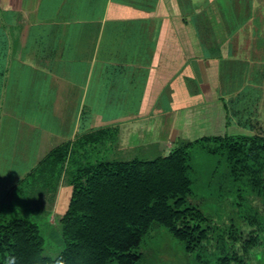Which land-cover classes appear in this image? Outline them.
Instances as JSON below:
<instances>
[{
    "label": "crops",
    "instance_id": "obj_1",
    "mask_svg": "<svg viewBox=\"0 0 264 264\" xmlns=\"http://www.w3.org/2000/svg\"><path fill=\"white\" fill-rule=\"evenodd\" d=\"M112 128L164 156L264 137V0H0V204L43 190L53 150ZM61 190L27 200L65 212Z\"/></svg>",
    "mask_w": 264,
    "mask_h": 264
},
{
    "label": "trees",
    "instance_id": "obj_2",
    "mask_svg": "<svg viewBox=\"0 0 264 264\" xmlns=\"http://www.w3.org/2000/svg\"><path fill=\"white\" fill-rule=\"evenodd\" d=\"M118 132L101 129L63 144L35 170L51 195L62 183L68 188L55 257L44 254L33 220L12 218L0 204V264H139L138 250L155 225L181 243L195 264H264L263 136L179 140L168 156L154 160L91 163L86 148L112 141ZM200 151L223 159L222 182L232 187L218 195L226 202L219 223L191 203L192 162Z\"/></svg>",
    "mask_w": 264,
    "mask_h": 264
},
{
    "label": "rangeland",
    "instance_id": "obj_3",
    "mask_svg": "<svg viewBox=\"0 0 264 264\" xmlns=\"http://www.w3.org/2000/svg\"><path fill=\"white\" fill-rule=\"evenodd\" d=\"M86 149L90 150L88 157L91 163L135 159L154 160L163 157L166 151H170V148L168 149L164 144L149 143L148 138H145L142 144L136 143L135 139L121 143L118 136L112 141L107 140L101 146L89 145ZM192 165L195 173L194 196L191 198V203L213 216L215 222L219 223L225 216L226 202H219L218 195L222 190L232 189L230 184L222 182L225 174L223 159L207 156L200 151L194 155ZM46 192L44 184L41 192H23V195H20L21 191L17 190L11 195L12 198H16V201L13 204L9 203L6 208L12 218L26 217L33 220L39 226L45 241L44 254L55 257L62 248L59 218L60 214L64 213V208L61 209V213L57 209H50L47 202L53 203L55 195ZM36 195L47 197L44 208L37 206V203L34 205L35 203L28 202V197L32 199ZM60 195L64 200H68V190H61ZM138 253L143 257L139 264H195L194 256L188 255L184 246L174 240L165 228L158 225H155L149 236L145 238Z\"/></svg>",
    "mask_w": 264,
    "mask_h": 264
},
{
    "label": "clouds",
    "instance_id": "obj_4",
    "mask_svg": "<svg viewBox=\"0 0 264 264\" xmlns=\"http://www.w3.org/2000/svg\"><path fill=\"white\" fill-rule=\"evenodd\" d=\"M8 264H14V259H10V260L8 261Z\"/></svg>",
    "mask_w": 264,
    "mask_h": 264
}]
</instances>
